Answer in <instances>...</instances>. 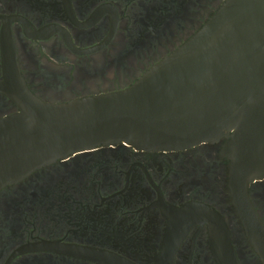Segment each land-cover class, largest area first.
<instances>
[{
	"label": "flooded vegetation",
	"instance_id": "1",
	"mask_svg": "<svg viewBox=\"0 0 264 264\" xmlns=\"http://www.w3.org/2000/svg\"><path fill=\"white\" fill-rule=\"evenodd\" d=\"M226 1L0 0V84L16 61L51 103L128 88ZM225 140L101 146L5 185L0 264H264V178L236 201Z\"/></svg>",
	"mask_w": 264,
	"mask_h": 264
},
{
	"label": "water",
	"instance_id": "2",
	"mask_svg": "<svg viewBox=\"0 0 264 264\" xmlns=\"http://www.w3.org/2000/svg\"><path fill=\"white\" fill-rule=\"evenodd\" d=\"M9 67L0 90L20 111L0 118V190L101 146L175 150L223 138L236 201L264 178V0H227L185 45L122 90L51 103L31 93L16 61Z\"/></svg>",
	"mask_w": 264,
	"mask_h": 264
}]
</instances>
